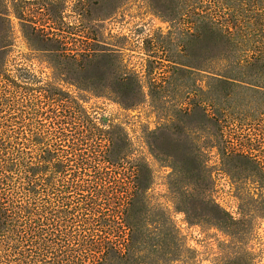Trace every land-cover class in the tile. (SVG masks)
Here are the masks:
<instances>
[{
    "label": "rangeland",
    "instance_id": "1",
    "mask_svg": "<svg viewBox=\"0 0 264 264\" xmlns=\"http://www.w3.org/2000/svg\"><path fill=\"white\" fill-rule=\"evenodd\" d=\"M193 1L0 0V117L14 128L46 126L60 108L54 98L77 96L100 128L103 158L124 161L131 204L111 214L134 228L132 241L140 226L156 227L150 241L161 247L149 264H264V217L239 209L229 176V165L246 176L248 164L223 165L211 143L242 138L261 159L264 107L256 89L241 92L256 86L210 80L228 46L209 34L184 39ZM215 91L223 111L201 104Z\"/></svg>",
    "mask_w": 264,
    "mask_h": 264
},
{
    "label": "trees",
    "instance_id": "2",
    "mask_svg": "<svg viewBox=\"0 0 264 264\" xmlns=\"http://www.w3.org/2000/svg\"><path fill=\"white\" fill-rule=\"evenodd\" d=\"M186 13L189 25L182 32L184 39L209 34L228 46L219 52L217 68H208L215 69L210 80L256 86L241 92L252 96L249 90L256 89L264 107V0H194ZM64 94L70 104L54 98L60 108L46 126L14 128L0 117V264H121L119 259L122 264H149L151 252L161 247L150 241L156 227L140 226L139 240L132 241L134 228L119 224L110 212L117 202L131 204L127 183L119 178L124 161L103 158L100 128L77 96ZM213 95L201 104L223 111L218 92ZM237 105L231 104V113ZM231 115V122L238 125L239 112ZM87 132L92 144L85 153ZM236 139L215 137L211 143L219 149L223 165L233 159L248 164L243 168L246 176L229 165V176L239 209L249 220L263 218L264 154L259 159L254 148ZM246 183L251 184L252 194L244 191L250 187ZM106 211L107 217L102 214ZM224 228L228 231L229 225Z\"/></svg>",
    "mask_w": 264,
    "mask_h": 264
}]
</instances>
